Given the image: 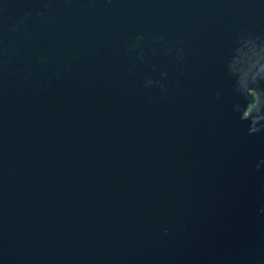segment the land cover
<instances>
[{
    "label": "water",
    "instance_id": "95a60500",
    "mask_svg": "<svg viewBox=\"0 0 264 264\" xmlns=\"http://www.w3.org/2000/svg\"><path fill=\"white\" fill-rule=\"evenodd\" d=\"M248 40L264 0H0V264H264Z\"/></svg>",
    "mask_w": 264,
    "mask_h": 264
},
{
    "label": "clouds",
    "instance_id": "9594fccd",
    "mask_svg": "<svg viewBox=\"0 0 264 264\" xmlns=\"http://www.w3.org/2000/svg\"><path fill=\"white\" fill-rule=\"evenodd\" d=\"M252 45L247 51L238 49L229 64V73L236 78V92L244 97L246 104H237L235 110L241 113V120L250 123L248 133L254 135L264 131V45L248 40Z\"/></svg>",
    "mask_w": 264,
    "mask_h": 264
}]
</instances>
